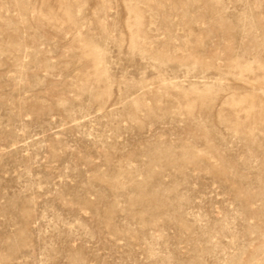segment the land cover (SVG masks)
Segmentation results:
<instances>
[{
  "label": "rangeland",
  "instance_id": "obj_1",
  "mask_svg": "<svg viewBox=\"0 0 264 264\" xmlns=\"http://www.w3.org/2000/svg\"><path fill=\"white\" fill-rule=\"evenodd\" d=\"M0 264H264V0H0Z\"/></svg>",
  "mask_w": 264,
  "mask_h": 264
}]
</instances>
